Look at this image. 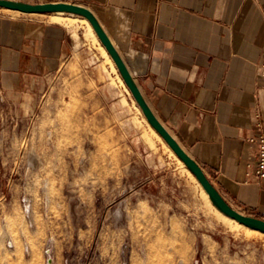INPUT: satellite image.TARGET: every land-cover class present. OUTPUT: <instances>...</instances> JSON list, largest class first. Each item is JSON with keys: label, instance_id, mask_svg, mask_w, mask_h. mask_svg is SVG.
<instances>
[{"label": "rangeland", "instance_id": "rangeland-1", "mask_svg": "<svg viewBox=\"0 0 264 264\" xmlns=\"http://www.w3.org/2000/svg\"><path fill=\"white\" fill-rule=\"evenodd\" d=\"M0 13L68 29L58 69L0 94V264H264V233L221 215L85 17Z\"/></svg>", "mask_w": 264, "mask_h": 264}, {"label": "crops", "instance_id": "crops-1", "mask_svg": "<svg viewBox=\"0 0 264 264\" xmlns=\"http://www.w3.org/2000/svg\"><path fill=\"white\" fill-rule=\"evenodd\" d=\"M47 1L95 12L160 122L232 207L264 219V181L246 174L255 157L246 139L264 135V0ZM67 35L0 13V94L58 69Z\"/></svg>", "mask_w": 264, "mask_h": 264}, {"label": "water", "instance_id": "water-1", "mask_svg": "<svg viewBox=\"0 0 264 264\" xmlns=\"http://www.w3.org/2000/svg\"><path fill=\"white\" fill-rule=\"evenodd\" d=\"M5 7L12 10H19L24 13H54V12H67L71 14H79L80 16L86 17L91 25H93L98 38L102 44L106 47L108 53L112 56L116 67L120 71L123 80L126 82L134 98H136L140 108L143 110L149 124H152L157 132L161 135L164 140L167 141L169 146L177 154L179 158L183 160L185 165L191 170L201 182L207 194H209L213 203L223 213L234 218L236 221L242 222L245 225L259 229L264 232V219L258 216H252L238 210L230 205L226 198L219 192V190L212 183L211 179H208L201 165L197 163L191 155L184 150L181 144L176 140L175 137L169 132L165 124L161 123L156 116L153 109H151L145 96L142 94L140 86L132 75L130 68L127 66L122 54L117 50L112 39L109 37L106 29L100 23L95 12L89 7H86L79 3H72L67 1H45V2H27L23 0H0V8Z\"/></svg>", "mask_w": 264, "mask_h": 264}, {"label": "built area", "instance_id": "built-area-1", "mask_svg": "<svg viewBox=\"0 0 264 264\" xmlns=\"http://www.w3.org/2000/svg\"><path fill=\"white\" fill-rule=\"evenodd\" d=\"M259 72L264 75V62L259 66ZM246 142L250 148L255 149V157L249 162L246 174L250 178L264 181V135L251 136Z\"/></svg>", "mask_w": 264, "mask_h": 264}, {"label": "bare ground", "instance_id": "bare-ground-1", "mask_svg": "<svg viewBox=\"0 0 264 264\" xmlns=\"http://www.w3.org/2000/svg\"><path fill=\"white\" fill-rule=\"evenodd\" d=\"M5 8V7H4ZM7 9H9V8H7ZM12 10V9H11ZM15 11H17V10H15ZM19 11V10H18ZM54 13H56V14H60V13H66V12H63V11H60V12H54ZM71 14V13H70ZM74 14H76V13H74ZM74 14H72V15H74ZM79 15V14H78ZM84 17V16H83ZM86 18V17H85ZM87 19V18H86ZM88 20V19H87ZM88 22L90 23V21L88 20ZM90 25H91V23H90ZM92 26V28L94 29V27H93V25H91ZM95 30V29H94ZM96 32V31H95ZM99 39V38H98ZM102 43V42H101ZM106 48V47H105ZM107 50V49H106ZM108 52V51H107ZM112 57V56H111ZM113 59V58H112ZM114 61V60H113ZM115 63V62H114ZM118 68V67H117ZM123 79V78H122ZM124 81V80H123ZM131 92V91H130ZM132 94V93H131ZM136 99V98H135ZM137 101V100H136ZM138 103V102H137ZM139 105V104H138ZM140 107V106H139ZM143 111V110H142ZM144 113V112H143ZM144 116H145V114H144ZM145 118V120H146V122H147V124L154 130V132L160 137V138H162L161 137V135L157 132V130L153 127V125L152 124H149V122H148V120H147V118H146V116L144 117ZM163 139V141L167 144V146L169 147V149L172 151V152H175V151H173L172 150V148L169 146V144L167 143V141L166 140H164V138H162ZM176 154V153H175ZM178 157V156H177ZM179 158V157H178ZM179 160H181L182 161V163L184 164V166H187V165H185V163L183 162V160L181 159V158H179ZM188 168V167H187ZM189 169V168H188ZM189 171L191 172V170L189 169ZM192 173V172H191ZM193 174V173H192ZM194 175V174H193ZM195 178H196V176H194ZM196 180H198V182H200L199 181V179H197L196 178ZM200 184H201V182H200ZM202 185V184H201ZM202 187H203V185H202ZM203 189H204V187H203ZM204 191H205V194H207V192H206V190L204 189ZM207 196H208V198H209V200L213 203V201H212V199L210 198V196H209V194H207ZM213 205L216 207V205L213 203ZM231 205V204H230ZM232 206V205H231ZM217 208V207H216ZM218 210L220 211V213H221V215L224 217V218H227V219H233V220H235L234 218H232L231 216H229V215H227L226 213H223L219 208H218ZM236 221V220H235ZM239 222V221H238ZM239 223H241V224H244V223H242V222H239ZM245 225V224H244ZM247 226V225H246ZM249 229H252V230H256V231H260L259 229H256V228H251V227H249V226H247ZM262 232V231H261ZM264 233V232H263Z\"/></svg>", "mask_w": 264, "mask_h": 264}]
</instances>
